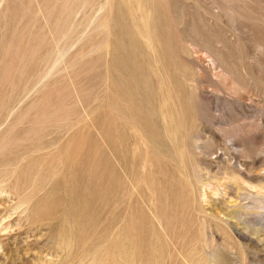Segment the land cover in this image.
<instances>
[{
	"label": "rangeland",
	"instance_id": "374dc122",
	"mask_svg": "<svg viewBox=\"0 0 264 264\" xmlns=\"http://www.w3.org/2000/svg\"><path fill=\"white\" fill-rule=\"evenodd\" d=\"M0 264H264V0H0Z\"/></svg>",
	"mask_w": 264,
	"mask_h": 264
},
{
	"label": "bare ground",
	"instance_id": "6f19581e",
	"mask_svg": "<svg viewBox=\"0 0 264 264\" xmlns=\"http://www.w3.org/2000/svg\"><path fill=\"white\" fill-rule=\"evenodd\" d=\"M141 3V2H140ZM142 6V5H141ZM123 56H121L122 58ZM122 65H123V68L126 69L128 71V77H130V81L131 83L134 85V88L135 90L138 88L139 84H140V79L138 78L139 75H142V73L139 71V65L136 63L135 59L132 58V57H129V59L124 56L122 59ZM120 60V61H121ZM118 62V61H117ZM125 66V67H124ZM141 74H140V73ZM145 83V90L148 91L150 93L151 91V88H150V85H148V83L145 81V82H142V85H144ZM147 85V86H146ZM172 86V85H171ZM132 88V87H131ZM131 109L133 110L134 114L137 113V105H131ZM117 118V117H116ZM114 118V119H116ZM143 122V120H140ZM146 128V127H145ZM155 139V138H154ZM158 154V153H157ZM184 260V259H183Z\"/></svg>",
	"mask_w": 264,
	"mask_h": 264
}]
</instances>
